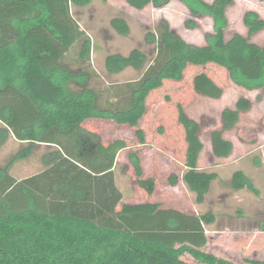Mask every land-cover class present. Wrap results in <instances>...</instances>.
Instances as JSON below:
<instances>
[{"label": "trees", "instance_id": "trees-1", "mask_svg": "<svg viewBox=\"0 0 264 264\" xmlns=\"http://www.w3.org/2000/svg\"><path fill=\"white\" fill-rule=\"evenodd\" d=\"M168 1L125 3L141 11L147 6L162 8ZM179 1L193 18L209 17L213 32L205 34L204 44L196 45L160 19L144 35L157 51L152 60L139 49L104 58L109 75L126 69L143 71L136 82L113 93L97 83L90 64V39L75 38L72 24L55 12L56 3L84 8L93 0H0V151L10 141L17 143L0 162V264H234L205 250L204 225L213 222L211 214L149 200L156 182L144 176L139 150L128 152L125 140L104 142L86 128L90 121L129 127L141 148L145 139L138 125L149 94L165 80L181 81L189 66L214 64L236 86L264 91V46L251 41L264 29V20L247 11L242 18L247 35L234 33L226 39V10L234 0ZM109 26L121 37L130 33L122 17L110 19ZM186 26L195 24L186 21ZM192 87L209 99L218 100L223 94L203 72L193 77ZM251 107L240 97L233 108L222 110L220 129L209 133L215 158L231 155L233 145L224 132L233 130ZM177 122L184 132L185 170L180 177L169 175L167 183L175 187L181 180L196 204H202L217 174L197 166L203 150L201 124L188 118L181 105H177ZM124 151L134 183L147 196L141 202H127L117 187L116 170ZM33 159L39 165L36 173L21 179L13 175L17 164ZM229 188L259 195L240 170L232 173ZM245 264L264 261L250 259Z\"/></svg>", "mask_w": 264, "mask_h": 264}, {"label": "rangeland", "instance_id": "rangeland-1", "mask_svg": "<svg viewBox=\"0 0 264 264\" xmlns=\"http://www.w3.org/2000/svg\"><path fill=\"white\" fill-rule=\"evenodd\" d=\"M211 3L212 0H203ZM254 11L264 20V2L257 0H234L227 8L225 38L234 33L243 36L247 30L242 18L245 12ZM59 18L72 24L75 38L86 35L91 42L90 64L98 76L97 83L110 87L113 93L124 89L126 84L136 82L143 71L126 69L120 74L109 75L104 69V58L109 54L126 55L132 49H139L149 61L157 51L145 42L144 35L154 30L157 22L164 19L186 42L202 45L206 33L213 32V22L207 16L193 18L186 6L179 0H169L159 9L147 6L141 11L129 8L125 0H100L84 8H73L69 4H55ZM124 18L130 33L127 37L116 34L109 26L110 19ZM186 21H192L194 28H188ZM251 41L264 46V29L251 37ZM205 73L223 89L218 100L202 97L194 92L192 79ZM243 97L252 103L251 109L241 114L236 129L224 133L234 151L228 159L218 160L211 156L209 133L220 129V115L223 109L233 108L237 99ZM177 105H181L188 118L201 124L200 140L203 144L198 168L204 172H214L217 178L202 204H196L195 196L178 181L175 187L167 183L169 175L180 177L184 169V132L177 122ZM86 128L95 131L104 142L123 139L129 144V151L139 150L138 156L145 177H153L156 182L151 201L177 206L198 215L211 214L213 222L204 225L208 239L205 250L234 264H245L246 260L264 261V91H247L233 84L226 71L214 64L189 66L179 82L165 80L162 86L152 91L146 100V111L139 121L145 145L138 148L134 129L118 126L109 121H90ZM17 143H10L0 151V162L15 151ZM127 151L119 156L120 167L116 170V184L127 202H141L147 196L134 183L133 169L127 158ZM39 170L33 159L20 163L13 169V175L25 178ZM244 172L258 189L254 196L246 190L233 191L229 188L233 172ZM180 179V178H179ZM186 260L191 261L189 257Z\"/></svg>", "mask_w": 264, "mask_h": 264}, {"label": "crops", "instance_id": "crops-1", "mask_svg": "<svg viewBox=\"0 0 264 264\" xmlns=\"http://www.w3.org/2000/svg\"><path fill=\"white\" fill-rule=\"evenodd\" d=\"M226 11H227V10H226ZM246 30H247V29H246ZM260 32H261V31H260ZM256 34H258V33H256ZM256 34H255V35H256ZM253 36H254V35H253ZM205 98H206V97H205ZM208 99H209V98H208ZM211 100H214V99H211ZM246 113H247V112H246ZM243 114H244V113H243ZM240 116H241V115H240ZM236 127H237V126H236ZM236 127H235L234 129H236ZM234 129H233V130H234ZM230 131H232V130H230ZM226 132H229V131H226ZM226 132H224V133H226ZM223 137L225 138V135H223ZM225 139H226V138H225ZM226 140H227V139H226ZM228 141H229V140H228ZM232 145H233V144H232ZM210 149H211V146H210ZM233 151H234V146H233L232 153H233ZM202 152H203V150H202ZM202 152H201V153H202ZM210 152H211V156H212L213 158H215V157L213 156V154H212V151H210ZM232 153H231V155H232ZM231 155H230V156H231ZM200 156H201V154H200ZM200 156H199V159H200ZM230 156H229V157H230ZM229 157H227V158H225V159H228ZM199 159H198V162H199ZM215 159H217V158H215ZM218 160H221V159H218ZM222 160H224V159H222ZM197 166H198V164H197ZM198 169H199V168H198ZM206 237H207V236H206ZM206 246H207V245H206ZM205 248H206V247H205Z\"/></svg>", "mask_w": 264, "mask_h": 264}]
</instances>
